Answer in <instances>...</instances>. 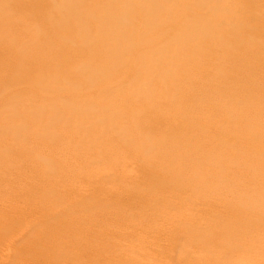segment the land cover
<instances>
[{"label": "bare ground", "instance_id": "1", "mask_svg": "<svg viewBox=\"0 0 264 264\" xmlns=\"http://www.w3.org/2000/svg\"><path fill=\"white\" fill-rule=\"evenodd\" d=\"M210 1L0 0V178H11L0 186L9 198L0 196V244L24 243L3 255L54 261L60 253L91 263L94 247L114 244L95 226L117 231L149 211L152 220L210 229L181 238L166 223L172 249L204 251L201 258L181 257L182 264H264V253L261 261L252 255L264 247V161L248 164L255 197L245 199L234 187L212 198L204 188L208 178L233 180L247 170L246 163L223 164V151L243 155L236 148L242 142L249 155L261 149L238 132L254 134L260 131L254 121L264 120L263 67L247 57L264 60V2L220 0L216 11L199 8ZM170 25L172 40L157 39ZM235 25L248 31L246 38ZM129 162L130 176H119ZM21 169L33 170L25 183L14 178ZM141 186L146 192L137 196ZM200 187L205 193L197 196ZM222 198L219 213L212 200ZM186 206L194 217L202 208L204 217L190 221L168 211ZM26 214L40 221H22L31 231L23 239L11 226ZM79 232L86 238L82 233L77 242ZM41 239L49 243L37 244ZM105 259L99 264L122 262Z\"/></svg>", "mask_w": 264, "mask_h": 264}, {"label": "rangeland", "instance_id": "2", "mask_svg": "<svg viewBox=\"0 0 264 264\" xmlns=\"http://www.w3.org/2000/svg\"><path fill=\"white\" fill-rule=\"evenodd\" d=\"M260 1L261 2H264V0H260ZM214 2H215V0H211L209 2V4H207V5L206 4H202V6L200 5L201 7H199V8L203 9L202 11H205L207 8H209L208 7L209 5L210 6L212 5L211 8L209 9V11L210 10L211 11H216V10H218V5L220 3V0H217L215 3ZM216 5H217V7H216ZM145 7L147 9H149L148 8L149 6L148 7L145 6ZM178 8H181V6H178ZM166 11L167 10L165 8L163 10H161V11H158V12L156 11V15H159V14L163 15V14H165ZM220 13L223 14V15H225V14H227V11L220 12ZM156 15H154V16H156ZM259 19L261 21L260 23L264 26V14H262V17H260ZM141 22L144 23L145 22L144 19H143V21H142V19H140V21H139V24H141L140 26L142 28V30H141V33H142L143 32V28H145V26ZM161 22L162 21H159L158 26H160V23ZM164 25L166 26L167 23L164 22ZM182 25L184 26L185 24L183 23ZM170 26L165 27L166 29H163L162 31L159 30L156 33L157 36H158V38H157V36H155L156 34H151V36L154 37V38H157V39H161L163 37H165V38L167 37V40L168 41H171L172 40L171 39V36L170 37H168V36H169V34L172 33L173 28H172V26L171 27ZM234 27H233V31L235 33H237L239 37H241L243 39L247 37L248 31L246 29H244V28H238L237 25H235ZM245 27H248V26H245ZM168 28L171 29V30H169ZM168 31H170V32H168ZM204 33L205 34H208L207 36H209V34L214 33V30L213 29H211V30H205ZM186 34L187 35H190V33H186ZM162 35H164V36H162ZM143 36L146 37L145 34H143ZM254 43H257V42H254ZM242 54L245 55V52L242 53ZM252 54H250V53L247 54V57L248 58L250 57V60H251V62H252L253 65L257 63V65L259 66L258 67L259 69H261L263 67L261 72L264 73V71H263V69H264V60L261 61V62H259V57H258L259 54L258 55H252ZM241 79H242V77H241ZM241 79L239 78V80H238V78H237L238 81H242V83H240V84H243L245 82V79H243V80H241ZM259 85H261V84H259ZM262 87H264V85H262ZM261 92L262 91H259L257 93H261ZM254 123L255 124L257 123V125L260 127V129H259L260 131L254 133V134H250L249 132H246V131H240V132H238L239 135H240V137L238 139H240L242 141H245V142H249V143H252V140H253V143H252L253 146L256 147L255 143H257V144L260 145V148L261 149H258V152H256L254 155H249L248 153H245L244 152V150H245V144L242 142V143L236 145V148L239 151H241L240 148H242L243 151H241V152H242L243 155H241L240 152H237L235 155H233V154H229V153L223 151L222 152V155H221V156H223V164H228V165L231 166L230 168H232V167H240L241 163H244V164L246 163L245 167H247V170L244 173H239L233 180H231V179L230 180H227L226 178H223V177H222V179H219V178H217V179L208 178L205 182L206 183H211V185L204 184V188H208L209 189V191H210L209 192L210 197H212V198H218V194H219L220 191H222V196H223V191H226V190H229L230 191L231 188H234V187L243 189L242 190V193L240 195H242V197L245 198V199H248L251 196L252 197H255L254 188L252 187L253 181L251 183L252 177L248 173V168L251 167V166H249L248 164L252 163L253 160H255L256 162L257 161H264V120L261 121V122L254 121ZM249 138H252V140L249 141ZM127 167L128 168L124 170V173H121L119 176H121V177L123 175L124 176H126V175L127 176H130V170L132 168L131 162H129L127 164ZM25 171L26 170H22V169L21 170H17L16 171V174H15L16 176H14V178L16 180L18 179L17 181H19V182H20V180H22L24 182L26 179H28L33 174V170H30L29 169L26 172ZM262 174H264V169L260 172V176H262ZM23 177L25 179H23ZM4 179H5V181L0 182V186L1 187H2V183H5V182L8 183L7 182L8 177L7 178H4ZM4 179L3 178H0V181H2ZM8 181L10 182L11 181V178ZM23 182L21 183L22 186H24V183H25V182L24 183ZM220 182H221L222 189H221V187L219 185ZM1 187H0V196L2 194V196H4L6 200H9V198H8V196H6L5 192L1 190ZM204 188L203 187H200L199 189L195 190L194 193L197 196H199V195L205 193ZM144 192H146V191L144 190V187L143 186H141V187H139V188L136 189V195L137 196L138 195L139 196L140 195H143ZM3 194H5V195H3ZM44 195H43V197H46ZM225 201L226 200L224 198L218 199V200H214V201L212 200V202H215L217 204V207L218 206L220 207L219 213L226 208ZM178 202L179 201H177V203ZM98 207H97V209H98ZM210 208L211 207H205V209H210ZM93 209L95 210L96 207L93 206ZM164 210H165V208H164ZM168 211L170 213H172V216H177L178 218L179 217L180 218H187L190 221L193 220V219H195V221L199 220V218L204 217L203 215L205 213V210H203L202 208H199L197 210V216L194 217L193 214H195L196 212L195 211H192V209L190 210V207H187V206L186 207H183L181 210L173 209V211H171V209H168ZM137 214L138 215H142V216H139L137 218H133L134 219L133 222H132V220L131 221H128V222L123 221L122 222L123 224L121 223L122 225L120 226L121 228L119 227V230H117V231H115V228L110 229V228H107V227H98L99 228L98 229L95 226V229L98 231V232L96 231L98 233V236H100V235H103L104 236L105 235V237H106V235H107L110 238L109 237H106V238H108L110 241L112 240L111 241V244H113V243L114 244H113V247L112 248L110 247L111 249L109 247H106V246L101 247L102 246L101 244H99L100 246L94 247L93 250L91 251V254H90L94 258V260L91 259V260H93L91 263H84L81 259L80 260H78V259H70L68 257H66V258L64 257L63 258L62 257V254L59 255L60 253H57V254L62 257L61 260H59L60 257L57 254L56 255L58 257L55 255L56 256V260H57V258H59L58 259L59 261H56V260L52 261L53 258H51L50 260H48V259L46 260L45 259L46 257L43 258V259H40V260L38 259L36 261L33 258H29V255H26L25 253H23V256L21 255L22 253L19 254V256L16 257V259H14L13 257L9 258L8 255H6V256L3 255L4 254V250L5 249L10 250L11 249V254L16 253L17 251H19L20 249L23 248L24 243L21 241L19 243L21 245L15 243L16 244L15 246L18 245L17 247L11 246V248H9L8 247L9 241H6V242H3L2 244H0V264L1 263H3V264L4 263L5 264H12V262H13V264H36L34 262H37V264H82V263L83 264H99V263H101V259L102 258L103 259L104 258H106V259H111V258L112 259H116V258L121 259L122 258V262L121 263H118V262L115 261V262H112V264H178V263H181L180 262V258L181 257H186V256L189 255V257H192L193 256L192 258H201L202 255H204V251H202L201 249H195L194 246H190V245L187 246L186 247V250H183V251H180L177 248L176 249H172L171 246H172L174 240L171 241V238L170 237H171V234L172 233L169 231L170 228H169V226L166 223H168L169 225L173 226L175 233L179 237H181V238H184L187 235V232H190L189 231L190 229L193 232H197L199 230L201 234H204L206 231H209L210 230L208 227H203V224H202V227L198 226V228H196L195 226H193V227L190 226L189 228L186 227V226L183 227V226H181L176 221H174V224H172L171 220L168 219V221H165L160 216H157L156 218L154 217L153 220H152V217H150V212L149 211L147 212V214L149 216L147 214H145V213H143V214L137 213ZM111 215H114V213L110 214V216ZM26 216H24L22 218H19V217L16 216L15 218H16L17 221L15 220V222H17L18 224L17 225L16 224L12 225L13 227L11 226V228H12L11 229L12 230V234L19 235L23 239L25 238V236L28 238L30 236V234H31L29 232H31V231H30V229L28 227V224L26 223L25 225H23L22 221H31V219H32V221H31L32 224H36L37 226H39L38 225V222L40 221L39 219H35V217H31V216H29L27 214H26ZM32 216H36V215L33 214ZM106 216H107V218L109 217L108 215H106ZM106 216L105 215L104 216H101L99 218L100 222H103L105 219H107ZM169 216H170V218L172 217L171 215H169ZM146 218H148V219H146ZM141 223H144V224H141ZM18 226H21V227L18 228ZM22 226H23V228H22ZM143 226H145V227H143ZM2 228H3V226H2ZM26 230L28 231L27 234H26ZM43 231L44 230H42V232ZM46 231H47V228L45 229L44 232H46ZM82 233L83 232H79L78 234L76 233L77 235L76 234L74 235L77 238L76 241L78 240L79 237L81 239V237L86 234L84 232L83 235H82ZM190 233L194 236V234L192 232H190ZM22 234H23V236H22ZM191 234L190 235H187V236H191ZM103 236H100V237H103ZM111 236H112V239H111ZM93 237H97V235L96 236H93ZM134 237L136 238V240H135ZM83 238H86V235ZM139 238H141V239H139ZM25 240H28V239H25ZM42 240L43 239H41L39 242H37V244H40V245L47 244L48 241H45L44 242ZM44 240H47V239H44ZM12 241H13V238L11 239V243H12ZM78 241H82V240H78ZM87 241L88 240H86V243H87ZM93 242L95 243L94 240H93ZM88 245H89V243H88ZM114 245L116 247H114ZM117 245H118V248H117ZM63 246H64V244L62 245V247ZM66 246H68V244L66 245V243H65V246L63 247L64 252H65V250H67V252L69 251L68 250V247H66ZM90 247H92V246H90ZM25 249L27 251V247ZM260 249H261V246L259 247V245H257L256 248H255L256 252L253 250V253L254 254H252L253 257L256 256V258H257V256H258L257 259L259 261H261V258L260 257L264 253L263 252L264 247L262 246V249L261 250ZM259 250L262 251V252H260ZM201 251H202L203 254L201 253ZM88 252H89V250H88ZM199 253H200L201 256L199 255ZM24 255H26V256H24ZM99 255L100 256L103 255V256H102L101 259H98L97 260V258H98ZM94 256H96V257H94ZM71 260H72V262H71ZM55 261H56V263H55Z\"/></svg>", "mask_w": 264, "mask_h": 264}]
</instances>
